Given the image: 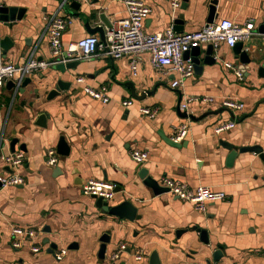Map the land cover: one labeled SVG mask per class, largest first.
Wrapping results in <instances>:
<instances>
[{"label": "crops", "instance_id": "0c3cea01", "mask_svg": "<svg viewBox=\"0 0 264 264\" xmlns=\"http://www.w3.org/2000/svg\"><path fill=\"white\" fill-rule=\"evenodd\" d=\"M63 1L0 0L1 5L27 11L12 28L0 24V37L15 43L7 60L23 63L32 53L39 60L52 58L45 35L46 16L59 12L73 18L62 36L66 49L93 35L87 24L104 26L98 18L101 13L112 26L127 15L124 0H88L80 3L79 10L71 7L70 0L61 8ZM142 1L151 8L145 20V31L150 34L165 32L180 15L185 17L183 33L202 29L212 1H217L215 21L242 24L253 20L259 30L264 27V0H189L175 15L167 0ZM200 48L205 50L207 45ZM244 51L253 57L248 68L236 64L233 48H215L216 63L204 64L181 89L170 86L177 75H161L151 65L149 53L140 55L137 77L127 57L95 58L65 74L55 67L35 73L27 78L23 93H15L7 83L0 96V156L25 147L26 161L20 171L24 184L0 189V264H264V50L260 38L244 44ZM224 63L234 64L245 79L239 81ZM77 77L95 88L107 87L111 101L104 104L85 95ZM60 80L68 90L50 100L49 93ZM191 96H209L218 102L235 99L245 109L234 113L218 105L194 103L185 117L180 106ZM127 99L133 101L128 108L122 105ZM142 108H157L158 113L150 119ZM42 114L45 121L38 120ZM232 120L235 129L215 134L220 123ZM186 122L190 124L188 137L182 143L173 142L174 129ZM14 139L18 143L13 152ZM61 139L69 154L59 155V164L49 167L46 151H58ZM256 146L263 148L262 153L246 150ZM134 148L149 153L143 165L132 160ZM141 170L161 187L164 178H171L191 188L224 192L227 200L211 203L207 213H200L169 192L156 196L144 185ZM10 173L0 161V174ZM91 179L115 183L117 194L110 205L130 201L140 219H120L97 208L96 200L82 192ZM14 227L35 231L37 236L21 239L16 248L11 235ZM199 229L207 234L203 236ZM103 237L109 242L101 259ZM123 243L127 252L111 261ZM33 246L40 251L33 252ZM62 249L68 253L57 261ZM138 250L145 254L140 262L135 260Z\"/></svg>", "mask_w": 264, "mask_h": 264}, {"label": "built area", "instance_id": "2783aa9c", "mask_svg": "<svg viewBox=\"0 0 264 264\" xmlns=\"http://www.w3.org/2000/svg\"><path fill=\"white\" fill-rule=\"evenodd\" d=\"M79 3H86L88 0H75ZM68 2L64 0L61 8ZM171 11L175 15L181 10L183 0H167ZM126 7V17L108 29L105 34V41L95 35H89L75 43H71L68 48L63 47V33L73 25L71 16H61L58 13L44 18L45 35L52 58L49 60H39L32 53L25 62L13 63L3 56L0 50V96L3 88L8 82L15 83V93L20 89L24 80L31 75L46 71L59 64H67L74 61H88L95 58L119 60L124 57L129 58V65L134 77L138 76L140 68V55L149 53L151 65L161 74L177 75L170 84L173 89H181L184 83L195 75V65L191 58L185 59L186 53L192 49L200 48L203 45H212L214 48L220 45H227L233 48L237 43L247 44L255 38H260L264 50V32H261L253 20L246 23H237L229 19H220L212 24L205 25L202 29L188 33H177L174 26H171L163 33L150 34L145 31V20L151 13V8L142 0H124ZM1 6V4H0ZM225 69L234 72L239 81L245 79L244 74L232 63H224ZM76 82L83 86L85 95L94 100L108 104L111 98L105 86L95 88L86 83L84 77H77ZM197 103L204 107L218 105L231 112H243L244 103L235 99H217L209 96L186 97L180 108L188 112L192 104ZM126 108L133 105L130 99L122 101ZM144 116L152 119L158 113L157 108H142ZM236 121L232 120L220 123L215 128V134L220 135L225 131L235 129ZM190 124L183 123L173 131L172 141L182 143L189 135ZM133 161L143 165L149 159V153L144 150L134 148L130 152ZM45 161L49 167H56L59 164V155L55 149H49L45 154ZM0 161L4 162L10 169L8 175L0 174L1 189L13 188L24 184V177L21 175V168L26 161V154L23 151L0 156ZM164 188L169 189V193L174 197L191 203L200 213H207L211 203H218L227 200L224 192L214 191L209 187L198 186L191 188L187 184L164 178L161 182ZM83 195L88 197L102 198L111 203L117 194V185L113 182L101 180H88L82 186ZM12 245L20 247L22 240L34 239L37 235L35 231L14 227L12 232ZM22 239V240H21ZM128 247L125 243L119 245L116 251L110 256L111 261H117ZM32 251L38 253L39 247L33 246ZM67 249H62L56 254V260L61 261L66 255ZM145 259L144 251L138 250L135 253L136 261ZM215 264V263H209Z\"/></svg>", "mask_w": 264, "mask_h": 264}, {"label": "water", "instance_id": "95a60500", "mask_svg": "<svg viewBox=\"0 0 264 264\" xmlns=\"http://www.w3.org/2000/svg\"><path fill=\"white\" fill-rule=\"evenodd\" d=\"M188 1L189 0H183V5H182L183 9H185ZM211 4L212 5L210 6V13H209V17L207 20L208 22L207 24H212L217 18V15H216L217 1H212ZM70 5L75 10H79L81 7V4L75 0H70ZM26 12H27L26 9H23V8L8 7L6 5H1L0 6V24L2 23L5 26L12 28L13 25L16 24V22L23 20ZM98 18L103 23L104 26H98L95 28H91L87 24V31L89 34H93V35L99 34L101 41L104 42L105 41V28L111 29L113 26L104 13H101L100 15H98ZM184 19H185L184 15H180L179 18L174 22V30L177 33L184 32V29H183ZM260 31L264 32V27L260 29ZM14 47H15V43H13V40L11 38L9 37L1 38L0 37V50L3 52L4 58L7 57L8 52L11 51ZM233 51L235 55L237 56L236 64L238 65L241 64L243 66L247 65V68H248L249 65L253 61V57L251 56V54H249L248 51L247 52L244 51V44L237 43L233 47ZM202 54L205 55L203 60L201 59ZM184 58L185 59L191 58L195 65V72H200L204 64L212 65L216 63L215 48L212 45H209L207 46L205 50H201V48L192 49L190 52L185 54ZM79 64H80L79 61H74V62H69L67 64H59L55 66V68L57 69V71L61 72L62 74H65L66 71L77 68ZM27 81L28 79L26 78L24 82L22 83V86L20 87L18 91H16V93H23L24 88L26 87ZM7 85L9 88L15 89L14 82L12 81L8 82ZM64 90H68L67 84L64 83L62 80L58 81L56 88L49 93V99L51 100L52 98H55L56 96H60L61 92ZM184 116L185 117L188 116L186 112ZM46 119L47 117L44 114L38 117V120H41V121H45ZM41 126L45 127L46 125H41ZM17 143H18L17 139L12 140L11 142L10 146L13 152L15 151V145ZM65 147L66 146L64 143V139H61L60 144L58 146L57 154L62 155V156H67L69 154V149ZM20 149L23 151H26L25 147H21ZM246 150H252L260 154L262 153L263 148L260 146H256V147H249ZM236 154H237L236 152H233L232 156H236ZM56 171H59V169L56 168ZM140 177L144 180V185L153 189L154 194L156 196L169 192V189L161 187L157 181H155L151 177H148V173L146 170H141ZM0 189H1V185H0ZM92 198L96 200L97 208L101 209L104 213H107L111 216L118 217L120 219L129 220L132 222L140 219V217L137 215L138 209L130 201H124L121 204L112 207L110 203L104 201L102 198H97V197H92ZM199 231L201 232L203 236L207 234L205 230L199 229ZM202 241L205 243H208V239H202ZM101 242H102V245L100 248L99 256L101 259H103L105 257L106 243H108L109 240L107 239V237H103V239H101ZM54 249L55 247L51 246L50 248L51 252H53ZM218 253L220 254L221 251L219 250Z\"/></svg>", "mask_w": 264, "mask_h": 264}]
</instances>
